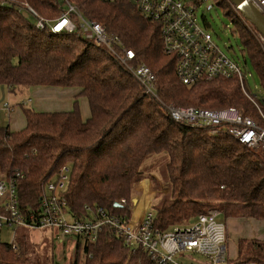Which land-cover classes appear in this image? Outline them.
<instances>
[{
    "label": "trees",
    "instance_id": "trees-1",
    "mask_svg": "<svg viewBox=\"0 0 264 264\" xmlns=\"http://www.w3.org/2000/svg\"><path fill=\"white\" fill-rule=\"evenodd\" d=\"M63 1L0 0V83L12 93L32 86L80 90L73 109L37 111L23 106L25 126L14 131L6 127L0 132V173H22L18 184L23 210H37L43 184L58 176L63 167L68 168L66 195L71 216L93 219L86 206L93 213L99 207L114 213L126 210L127 205L117 208L115 203L123 199L130 202L132 182L143 175L146 161L167 154L164 178L170 191L161 204L150 205L161 228L187 223L207 212L206 206L213 202H218L224 218L264 219L263 151L259 154L243 146L224 130L211 134L206 127L175 121L165 107L171 103L204 108L234 106L259 117L238 79L217 77L186 85L176 74L175 57L163 50L160 25L133 4L69 1L88 19L101 20L110 33L132 47L137 54L135 63H145L153 70L158 96L147 93L106 47L78 31L40 29L36 26L38 16L24 15L23 3L43 15L59 2L67 11L68 3ZM235 31L264 89V55L246 30ZM66 36L89 45L78 47ZM82 96L90 107L86 120L78 106ZM258 100L264 103V95ZM252 240L239 241V253L245 250L249 255L240 258L264 264V242ZM18 245L23 249L24 242ZM80 249L78 244L77 251ZM84 249L91 253L86 264H152L143 253L131 256L123 239L107 228L98 241ZM12 251L11 244L0 243V264H21Z\"/></svg>",
    "mask_w": 264,
    "mask_h": 264
},
{
    "label": "built area",
    "instance_id": "built-area-1",
    "mask_svg": "<svg viewBox=\"0 0 264 264\" xmlns=\"http://www.w3.org/2000/svg\"><path fill=\"white\" fill-rule=\"evenodd\" d=\"M102 1L129 2L160 25L163 50L175 57L176 74L184 84L192 85L217 77L237 78L242 91L259 111L263 123L234 106L165 105L172 119L195 127H206L211 134L224 130L243 146L264 153V103L248 90L244 66L220 50L212 33L197 23L195 5L183 0ZM247 1L264 16V0ZM236 10L242 15L239 9ZM30 12L33 11L25 8L24 15L28 17ZM241 17L264 55V35L243 15ZM36 26L40 29L49 27L54 33L80 32L86 39L109 49L135 75L147 93L158 96L155 73L147 64L135 63V50L126 46L118 35L110 33L100 21L85 17L76 6L68 3V10L54 20L39 17ZM4 107L8 111L11 109L9 103ZM22 177L19 171L11 175L0 173V232L5 227L50 229L61 239L72 237L82 244H89L98 241L101 232L107 228L111 234L123 239L131 256L143 253L152 264H261L229 256L227 226L217 209L199 213L191 221L168 229L157 225L155 210L150 205L136 218L135 214L131 218L102 207L93 213L89 206L87 210L94 215L93 219L75 218L71 216L66 196L68 168L63 167L58 176L45 182L37 210L24 211L18 184ZM11 246L17 247L15 242ZM86 255L91 257V253Z\"/></svg>",
    "mask_w": 264,
    "mask_h": 264
},
{
    "label": "rangeland",
    "instance_id": "rangeland-1",
    "mask_svg": "<svg viewBox=\"0 0 264 264\" xmlns=\"http://www.w3.org/2000/svg\"><path fill=\"white\" fill-rule=\"evenodd\" d=\"M69 1L73 2L72 0H64L63 2L70 3ZM183 1L189 3L191 6H196L197 23L204 30L212 33L213 40L219 46L220 50L244 66V70L246 71L248 77V90L252 94H256L258 98H262L264 95V89L260 76L251 62L248 53L244 49V45L239 33L235 31V29L240 28L246 30L248 32L246 33L251 38H254V35L249 29L248 25L242 19V15H240L236 10L235 6L229 0ZM62 4L63 3L59 2V7L52 5L50 6L51 8H47L46 12L42 13L45 16L41 15L37 9L33 8L29 4L23 3V7L33 11L30 13L38 16V19L39 17H42L48 20H54L62 13L66 12L62 10ZM76 7L78 8L79 6L77 5ZM78 9L81 11V13H83L80 7ZM32 20L34 19L32 18ZM97 21L103 23L101 20ZM66 37L73 40L78 47L86 46L87 44L89 45V43H83L79 41V39L75 36ZM61 38L65 37H58L56 39L59 40ZM245 57L247 59L246 63ZM55 89L64 93L62 95L65 96V93H68L71 90L72 92L74 90L78 91V89L76 90V87H69L66 88V90L62 89V87ZM33 93L34 94H32L30 90H21L17 92L16 95L11 94L10 99L7 98V100H10L12 104L19 101L18 103L30 106V108H32V104H35L39 109H59L57 108L59 105L58 98L53 97L57 96V94H49L48 91L37 93V91L34 90ZM69 100L70 96L67 95L64 101L68 102ZM20 104L15 106V111L13 113L14 128L24 125V118L22 117V113L20 111ZM74 104L75 101H73V104H70L71 109H73ZM78 106L81 109L80 100L78 101ZM65 107L67 106L65 105ZM254 110L255 113H257L255 108ZM254 118L263 123L260 116L258 117V115H256ZM254 151L261 154V150ZM167 160L168 155L162 154L153 156L151 159L146 161L145 165L143 166V175L133 180L134 182L132 184V196L130 202H126L125 200L121 201L123 205H127V209L117 210L115 213H122L123 215L131 218L134 217L135 214L136 218L140 216V214L148 205L161 204L163 198L168 196L170 191L167 178H164ZM218 205V202H213L210 206H206V209L209 211L214 209L216 206L215 209L219 210L220 208ZM128 214H130V216ZM228 224H231L230 239L228 240V252L231 258L249 257V255H247V251L245 250L242 251V253H239V241L241 239H247V242L249 243L255 241L252 239H257L258 241L264 242V219L241 218L236 221H228ZM71 238L72 237L68 238L70 242L67 241V238H65L64 242H61L57 237L52 236V231L50 229H13L5 227L3 231L0 232L1 244H11L12 242L16 243L17 247H12V252L13 254L19 256V262L21 264H86V254L82 251H77L74 241L72 243ZM20 241L24 242L23 249L18 245ZM68 243H70V245H67ZM138 261L142 260L139 259ZM139 263L142 264L141 262Z\"/></svg>",
    "mask_w": 264,
    "mask_h": 264
},
{
    "label": "crops",
    "instance_id": "crops-1",
    "mask_svg": "<svg viewBox=\"0 0 264 264\" xmlns=\"http://www.w3.org/2000/svg\"><path fill=\"white\" fill-rule=\"evenodd\" d=\"M59 87H55V86H32V87H30L28 90H30L32 94H34L33 93V90L34 91H37V93L47 92L48 91L49 94L50 93L57 94V96H53V97H57L58 98V101H59V105L57 107L59 109H39V108L36 107L35 104H32V108L35 109V110H37V111L70 110L71 109V105L70 104H73V101H75V98L78 95V93H79L80 90H79L78 87H76V90L78 89V91H75L74 90L72 92V90L70 89L71 91L68 92L69 94L68 93H65L66 96L67 95L70 96V100L68 102H66V101H64L66 99V96L65 95H62L64 93H62V92H60V91H58V90L55 89V88H59ZM62 89L66 90L65 87H62ZM11 94L16 95L17 93H12L10 91V89L8 88V86L0 83V132L2 131L3 128H6V127H9V129L12 130V131L19 130V129L23 128L25 126V123H26L25 122L24 113H23V106L24 107H30V106H26L24 104H20V103H18L19 101L12 104L10 102V100H7V98L10 99ZM49 98H51V97H49ZM79 100L81 102V109H80V111H81L82 118L84 120H86L90 116V107H89L88 100L85 97H83V96L82 97H79ZM55 101H56V99H55ZM5 103H9V105L11 106V109L9 111L4 107V104ZM18 104H20V109H21L20 111L22 113V117L24 118V125H22L21 127L14 128L13 127V124H14V121H13V113L15 111V106H17ZM65 105L67 107H65ZM65 108H67V109H65ZM133 182H132V184H133ZM44 184H43V186H44ZM222 218L224 219V221L226 223V226H227V230H228V240H229L230 239V232H231V224H228V221H230V222L231 221H236L238 219H241V217H228V218H226L227 219L226 220L223 217V215H222ZM51 231H52V236H55L61 242H64L65 238L64 239H61V238H59L57 236V234H56V232L54 230H51ZM67 241L70 242L69 239ZM71 241H72V243L74 241V245L76 246V249H77V245L78 244H81L82 245V249H80V251H82L85 254H87V252H85V249H84L85 246H86V244H82L81 241H78L77 239L74 240L73 238H71ZM67 245H70V243H68ZM86 258H88V256Z\"/></svg>",
    "mask_w": 264,
    "mask_h": 264
},
{
    "label": "water",
    "instance_id": "water-1",
    "mask_svg": "<svg viewBox=\"0 0 264 264\" xmlns=\"http://www.w3.org/2000/svg\"><path fill=\"white\" fill-rule=\"evenodd\" d=\"M237 9L240 10L241 14L245 19L250 21L259 31L264 35V16L261 12L249 3L247 0H229ZM123 204L120 202L115 203V207L123 208Z\"/></svg>",
    "mask_w": 264,
    "mask_h": 264
}]
</instances>
